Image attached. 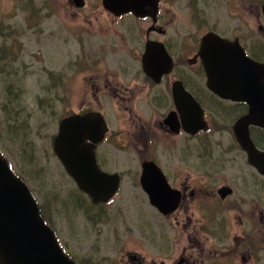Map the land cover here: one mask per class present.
<instances>
[{
	"label": "rangeland",
	"instance_id": "rangeland-1",
	"mask_svg": "<svg viewBox=\"0 0 264 264\" xmlns=\"http://www.w3.org/2000/svg\"><path fill=\"white\" fill-rule=\"evenodd\" d=\"M252 1L251 7H243L229 0H160L157 25L165 34L161 37L152 32V37L168 40L171 54L177 55L182 50L184 58H191L205 31L226 38L237 35L246 49L264 59V52L256 53L258 43H264V18L258 7L262 0ZM192 2L194 13L188 9ZM147 27L145 19L128 15L113 19L101 7L100 0H84L81 9H75L68 0H0V60L12 33L20 42L18 62L27 66L24 97L31 115L29 145L20 144V135L15 131L11 134L17 140H12L0 122V153L28 186L42 219L77 264H172L180 256L188 232L196 230L193 220L198 221V216L192 205L199 197L209 201L211 193L202 196L196 188L188 204L192 225L187 230L180 212L173 219L165 218L148 205L138 185L142 161L152 159L177 188L187 172L190 184L206 172L210 173L207 180L210 185L232 183L230 174L243 161L235 150L228 151L232 145L228 138L198 145L191 141L188 149H184V136L175 137L161 128L163 111L155 105L160 102L171 110V104L166 95L167 81L155 91H144L147 83L140 72L139 55ZM245 34L250 40L245 41ZM184 62L185 59L175 68L180 69ZM4 64L0 99L3 84L12 85L7 92V104L19 112L14 96L17 80L9 76L15 65L8 60ZM183 68L189 73L198 70L196 65L184 64ZM47 72L61 75V84H53ZM127 72H137L138 78L128 77ZM171 78L175 79V73ZM200 81L203 82V76ZM41 88H47V97L37 115L34 98L46 94ZM96 88L102 93L94 96ZM156 96L159 98L152 99ZM135 99L138 107L132 111ZM20 102L23 104V100ZM79 109L99 111L111 130L117 127L110 143L97 147L98 156L105 161L98 164L99 168L118 173L121 178L117 194L107 204L94 205L77 191L52 152L51 141L59 119ZM220 110L225 115L235 114L224 103ZM8 124L20 127L22 117L13 120L10 116ZM140 126L151 130L146 143L138 136ZM168 165H172L173 172L164 171L170 170ZM219 169L222 177H218ZM240 193L253 194V190ZM246 207L245 203L243 209ZM127 256L134 259L130 261Z\"/></svg>",
	"mask_w": 264,
	"mask_h": 264
},
{
	"label": "water",
	"instance_id": "water-1",
	"mask_svg": "<svg viewBox=\"0 0 264 264\" xmlns=\"http://www.w3.org/2000/svg\"><path fill=\"white\" fill-rule=\"evenodd\" d=\"M74 6L82 0H70ZM158 0H101L107 10L113 8L114 16L131 13L135 17H154ZM264 15V5L261 7ZM152 45V48L151 46ZM210 45L212 46L210 49ZM198 55L206 77L205 86L223 99L245 102L247 114L233 128L235 138L246 153L247 160L253 163L257 153L247 134L248 125L263 127L264 119L259 109L264 108V63L250 61L234 40L229 42L212 32L200 38ZM209 55L207 62L205 54ZM142 71L159 81L161 75L170 72L172 64L161 43L146 42L141 57ZM155 70V71H154ZM172 100L179 115L183 111L189 121L196 124L201 115L198 105L190 94L183 90L180 82L173 83ZM183 109L181 110V107ZM166 115L164 121L172 115ZM197 115V119L193 118ZM99 115L87 113L82 116H69L59 121L57 133L52 140V151L72 179L79 192L93 204L108 201L117 191L119 178L116 174L101 172L95 162L92 148L104 131ZM201 128H205L200 124ZM199 127L194 125L192 130ZM183 129V127H181ZM86 140L90 141L89 143ZM139 186L149 196V204L160 213L174 210L177 192L165 182L162 172L152 161L141 163ZM0 264H74L61 251L53 232L44 224L38 214L36 203L24 183L9 169L0 156Z\"/></svg>",
	"mask_w": 264,
	"mask_h": 264
},
{
	"label": "flooded vegetation",
	"instance_id": "flooded-vegetation-1",
	"mask_svg": "<svg viewBox=\"0 0 264 264\" xmlns=\"http://www.w3.org/2000/svg\"><path fill=\"white\" fill-rule=\"evenodd\" d=\"M229 1L232 3L237 2L243 7H251L253 3L252 0ZM261 2L262 3L258 5L259 8L261 7V4L264 3V0ZM249 13L252 15V8ZM148 23L149 27H147L143 33L144 41L139 55V64L140 72L147 83V85H144L145 92H151L152 90L155 91V88L161 86L163 81H167L168 83L166 95L170 98L171 110L166 108L160 102L155 105V107L158 106L163 111L162 115L164 116L161 118V123H159L161 128L165 131H169L175 137L180 136L182 139V136H184V149H188L189 142L191 141L198 145L205 141L214 143L217 139L228 138L232 142L228 151L235 150L243 159V161L238 163L235 170L230 174L232 183L229 182V184L223 182L216 185H210L207 181L210 177V173H207L206 171V173H201V179L195 181L193 184H190L189 182V173H185L179 188L169 183L166 178L170 187L179 190L180 203L174 213L163 217L173 219L177 216V213L180 212L183 227L187 230H189L192 225V215L189 211L188 204L191 198L196 194V188L200 189L202 196H205L206 193H211V199L209 201L203 197H199L198 201L193 203L192 210L197 213L198 216V221L196 219L193 220L196 225V230L192 229L191 232H188L189 234H187L185 238L186 243L181 249L180 256L172 264H264V124L263 127L256 125H248L246 127L248 138L257 153V157L254 159L253 163H250L247 160L246 153L238 144L233 129L236 125L241 129L239 120L247 114V104L244 102H233L221 99L212 94L206 88V77L203 69V64L206 62L203 63L199 55H197L199 42H197L196 51L192 54L191 58H184L185 53L182 50L179 51L177 55H173L169 52L168 40L160 41L159 39L152 37V32L164 35V31L160 29L158 25H152L150 20ZM257 27L258 30L262 32L260 25ZM219 36L229 41L237 40L250 61L264 63V59H260L250 49L244 47L239 36L233 35L231 38H226L223 35ZM244 37L245 41L250 40L246 34ZM147 40L161 42L164 50L171 58V72L167 75L161 76L158 82H155L152 78V67L150 75L144 74L141 69V57ZM150 46L152 48V45ZM262 52H264V43L259 42L256 53ZM205 56V60L210 62V57L207 52ZM184 59V64L188 66L196 65L198 70L194 73H189L183 68L184 64L180 69H176V65L179 63L182 65ZM172 73H175V79L171 78ZM126 75L131 78H138L137 72H127ZM201 76H203V82L200 81ZM175 80L180 82L183 90L188 92L202 109V120L206 123L205 130H197L193 134L180 130L182 122L179 114L174 108L171 95L173 82ZM97 93H102V91L96 88L94 96ZM156 98L158 99L159 96L152 97V99ZM137 103V99L132 101V111L137 109ZM222 103L227 104L235 114L225 115L221 113L220 109ZM150 105L152 106V103H150ZM78 111L83 112L93 110L79 109ZM173 111L175 112L173 119L164 122V117L172 114ZM101 115L105 126L107 127V131L104 134L101 143L95 146L94 155L98 167L99 163L105 161L98 156L97 147L101 144L104 145L110 143L113 136L117 134V127L115 126V128L111 130L106 118L102 113ZM259 116L264 119V108L259 109ZM184 124L186 126L192 125L189 121ZM138 136H142L146 143L151 137L150 128L147 126L146 128L140 126ZM206 146H208V144H206ZM168 168L170 170L164 168L166 173L174 171L172 165H168ZM217 172L218 177H222L221 170L219 169ZM246 177L249 179V182ZM249 189L253 190V194L240 193L242 191L247 192ZM145 196L148 201L147 195ZM248 197L250 198L248 199ZM245 203L247 204V207L243 209ZM133 259V257L129 256L130 261ZM136 263H138V261H136Z\"/></svg>",
	"mask_w": 264,
	"mask_h": 264
},
{
	"label": "trees",
	"instance_id": "trees-1",
	"mask_svg": "<svg viewBox=\"0 0 264 264\" xmlns=\"http://www.w3.org/2000/svg\"><path fill=\"white\" fill-rule=\"evenodd\" d=\"M188 9L192 13L195 12V6H194L193 2L188 6ZM26 23H27V25H33V23H31V22H26ZM5 28H7L6 25H5ZM8 39H9V41H8V43H6V46H5L6 53L1 51L3 58H2V60H0V74L5 73L4 72V65H5L4 63L6 60H8L10 63L15 65L14 70L9 74V76L12 75L17 80L18 86L14 90L15 91L14 96L17 99V101H16L17 104H19V106H20V111L15 112L13 107H10V105L8 106V104H7V92H9L10 88H13V86L12 85H4V84H3V87H4L3 88V100H2L1 105H0V110L2 112L4 120L7 122V124H8V119L10 118V116H12L13 120H16L17 117H19V118H20V116L22 117V126L16 127L15 125H9L8 124V126L10 127V134L9 135L11 136L12 140H17V137L14 138L11 134V131H15V134L18 133L20 135L19 136L20 137L19 143L24 144V145H29L30 140L28 139V135L30 133L29 120H30L31 115H29V113H28V112H30V108H29L28 103L26 102L25 97H24L25 88H24V84H23V79L27 73H25V66L22 63H17V60L20 56V53L18 51L20 43L13 38L12 33H10ZM46 76L49 80H51L53 82V84L54 83H58V84L60 83V79H61L60 75H54L51 72H47ZM1 80H2V78H0V81ZM41 89L44 90V92L46 94L42 98L41 97H35L34 98V105H35L34 111L37 115L39 114L40 106L45 105L44 97H47V88H41ZM20 100H23L24 105L20 102Z\"/></svg>",
	"mask_w": 264,
	"mask_h": 264
},
{
	"label": "bare ground",
	"instance_id": "bare-ground-1",
	"mask_svg": "<svg viewBox=\"0 0 264 264\" xmlns=\"http://www.w3.org/2000/svg\"><path fill=\"white\" fill-rule=\"evenodd\" d=\"M124 1H127V0H124ZM107 10L112 11V12L115 13V10L113 8H111V7L108 8ZM237 102H241V101L238 100ZM147 197H148V201H149V196L147 195Z\"/></svg>",
	"mask_w": 264,
	"mask_h": 264
}]
</instances>
